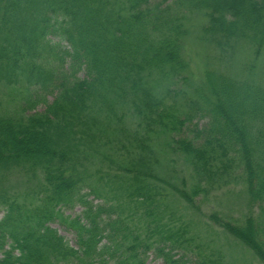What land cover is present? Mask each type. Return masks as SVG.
<instances>
[{"label":"trees","instance_id":"16d2710c","mask_svg":"<svg viewBox=\"0 0 264 264\" xmlns=\"http://www.w3.org/2000/svg\"><path fill=\"white\" fill-rule=\"evenodd\" d=\"M191 42L210 47L199 84ZM14 168L40 179L0 194V264H233L195 215L235 185L264 213V0H0ZM207 219L264 263L263 214Z\"/></svg>","mask_w":264,"mask_h":264},{"label":"rangeland","instance_id":"374dc122","mask_svg":"<svg viewBox=\"0 0 264 264\" xmlns=\"http://www.w3.org/2000/svg\"><path fill=\"white\" fill-rule=\"evenodd\" d=\"M163 0H154V2L159 3ZM197 25L204 24V16L198 15L196 16ZM193 26V25H192ZM195 26V25H194ZM196 30V27L194 28ZM210 52V47L205 46L204 43L191 42L187 47V53L189 54L191 63H192V71L196 75H198L196 83L199 84L202 81V69L204 68V60H206V55ZM240 56L237 54L234 56L232 63L228 67H224L226 72H229L232 75L240 73L239 68V60ZM206 67V66H205ZM222 68V67H219ZM207 121L201 122V125H205ZM181 161V165H183V160ZM180 178L181 181L177 184V187L182 188L184 179L188 183V178L186 175H189L190 171L184 169L182 166H179ZM5 169V168H2ZM1 169V170H2ZM0 170V171H1ZM21 169L14 168L11 172L7 171L3 175L0 172V194L5 193L7 191L9 195H17L24 194L28 192V190L35 189L36 184H39V178L34 179V175L31 182V185H27L28 178L25 176V173H22ZM183 173V174H182ZM185 174V175H184ZM6 175L5 177H3ZM36 178V177H35ZM182 182V184H181ZM27 185V186H26ZM243 189L239 186L235 185L234 191L231 194L225 195L221 192H212L210 196L202 200H199L197 204L201 206L202 215L196 213L195 221H202L207 235L217 241V248L221 249V246L224 245L222 249H224L225 255L227 259L233 264H264L259 261V259L253 254L249 253L245 250V248L233 240V238H227L223 234V230L218 227L212 226L208 221L207 216L209 211L217 212L221 215V213L225 214V217H234L235 219H241L251 216H256L259 214H263V227H264V213L261 212V209L249 203L247 196L243 193ZM225 195V196H224ZM204 203V204H203ZM82 208L77 206L73 209H68L65 211V215L67 216H77L81 214ZM5 210L3 205H0V219L4 216ZM208 225V226H207ZM53 228L57 229L59 233L65 237V239L72 245L75 246V237L74 234L68 230L65 226L61 225L60 222H55L52 224ZM216 234V235H215ZM2 257V253L0 252V258ZM194 262L190 263L193 264ZM148 264H165L163 260L158 259L155 255H152L149 258Z\"/></svg>","mask_w":264,"mask_h":264}]
</instances>
